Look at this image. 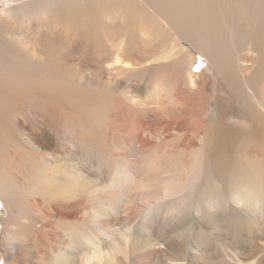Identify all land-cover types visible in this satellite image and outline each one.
<instances>
[{"label":"rangeland","instance_id":"1","mask_svg":"<svg viewBox=\"0 0 264 264\" xmlns=\"http://www.w3.org/2000/svg\"><path fill=\"white\" fill-rule=\"evenodd\" d=\"M127 1L129 0H6L0 2V49L3 50L0 56L3 59H8L9 54L15 55L16 58H19L20 72L39 79H43L41 70L48 69L51 74L57 73V67L53 62L59 61L60 57L54 58L51 54L44 55L37 51L31 53L20 45L23 46V42H26L25 35L37 36L43 22L50 17L47 15H51L55 11H64L66 14L65 11L71 9L82 14L89 15L91 13L99 19L108 17L106 19L108 21L123 19L124 23H128L125 24L128 29H131L130 27L138 28L142 24V28H148V38L150 37L152 42L150 44L154 47L157 46L160 53H163L164 50L165 52L169 51L170 47L177 42L179 43V45L177 43L178 47H183L184 53L181 55H171L172 57L169 59L153 60L144 66L146 69L143 71L136 70V66L129 62H119L120 67L131 69L132 72L129 74L111 72L112 74L106 73L100 78H95L94 71L92 73L88 71V66L93 69V64L89 60L86 61L82 70L76 69V54L69 58L74 63L67 65L68 74L60 70L68 90L69 105L80 103V108L93 109L91 113L87 111L84 114L85 136L92 134V141L97 144V141L101 139L109 138L113 141L116 137L123 135L119 138H123L121 147L126 151V153L122 151L115 156L109 155L111 152L108 147L107 155L103 161L98 159L97 155L90 160L78 155L75 159L65 157L63 162H60L63 170L66 167L75 170V167L79 166L85 170H88L90 166L93 167V170L95 169L89 176V178L95 176L92 181L84 183V186H92L93 190L100 193L97 201V222L84 224L85 252L96 247L102 249V254H105L103 264H264V185L263 183L255 184L256 181L249 183V179L246 180L247 175L240 169L239 163L234 168L230 165L238 156L237 153L241 152L239 150L235 152L238 145L235 147L234 144L242 139V135L238 131L232 132V128H244L247 124L239 117L243 108L231 102L226 78L220 76L218 66L215 64V62H220L218 59L221 54L223 56L226 54L225 57L233 59H237L239 56L243 59L244 64L242 81L244 78L247 80L254 76L258 81L257 84L255 81L251 84V89L259 91L258 84L264 77V37L253 43L246 40L247 46L241 45L239 41L237 43V39L246 35L245 32L251 31L253 35L256 32L259 34H261L260 31L263 32L264 20L260 12L264 11V8H261L264 7V0H132L131 2L139 1L138 3L146 15H143L140 22L141 12L128 11V7L125 6ZM85 6H88L89 9H86ZM209 6L210 8H208ZM171 7L178 12L187 7H193V10L191 9L190 12L180 17L184 21H191V28L192 23L194 24L193 30L196 38L194 42L196 44L193 43V45L202 46V42L205 39L208 40H205L207 47L203 46L205 51L197 50L190 43L189 34L184 35L183 30L171 31L167 28L164 19L159 17L158 13L165 12L167 18L175 19L173 12L168 10ZM115 10V14H118L117 17L113 13ZM193 11H195L194 14H192ZM211 12L214 14L212 15ZM237 12L240 13L234 17ZM126 14H130L132 17L129 15V18ZM210 17L213 18L214 25L222 20L219 30L215 26L209 29L201 28L200 25L204 21L212 22ZM232 18L239 20L240 26H235L234 22L230 21ZM240 19L242 20L240 21ZM226 25L231 27L230 30ZM174 31H177L175 33L177 42L174 39ZM252 34L249 37H252ZM178 36L182 40L178 39ZM208 37L211 39L209 40ZM211 45L217 46L218 49L219 46H222V53L215 50L216 48L208 49ZM257 51L261 52L260 56ZM45 56L49 62L40 60ZM188 73L190 78L197 76L198 73L202 74L197 83L199 89L193 88L187 78ZM177 84H179L178 88L183 91L180 105L170 107V100L166 97L162 100L164 104L162 109L158 107L156 110L153 109V112L157 114L153 118H150L146 112L131 107L129 104H133V101L127 100L128 96L137 100L155 92L175 93ZM253 85L256 87L254 88ZM99 110L106 112L112 121V124L103 129H98L101 126L98 122ZM222 110H225L226 114H221ZM127 112L130 113L129 116L126 115ZM191 114L192 118H189L187 115ZM192 122L200 123L202 127L200 128L198 124L195 132H192L190 129ZM120 123L135 126L128 132L126 140L125 133H115ZM209 126H211V132L215 127L218 128V131L219 129L223 131L222 135L219 134L218 137L234 138L231 141V145L233 144L230 149L231 155L225 159L228 164L230 163L231 169H227L229 166L224 160L217 159L214 164L221 163L222 170L220 169L221 177L215 178V182H211L206 176L204 167L200 166V174H196L195 177L194 172L198 168L192 164L188 169L182 168L178 162L171 163L166 154L169 148L185 142L186 138L184 137L187 135L189 138L192 137L197 144H201V138L205 133H208ZM165 135H170L167 143L164 142ZM139 137L157 145L154 147L155 150L161 148L163 151L158 160L162 169L158 175L159 185L166 178H172L179 181V186L184 188L180 193L165 196L161 192L156 196L157 200H142L136 190L129 193L131 187H128L129 184L122 180V174L128 173L131 177L130 180L134 182L135 169L132 161L151 160L152 156L135 150ZM159 145L161 146L158 147ZM250 148L255 147L250 146ZM212 150L214 153L212 155L219 153L217 147L213 146ZM241 150L240 157L250 152L248 151L250 150L249 146H244ZM262 154L264 155L263 149L260 150L257 157H263ZM226 155L227 151L224 149L223 156ZM189 157L192 158V149ZM221 158L223 159V157ZM149 162L151 161H145L143 164L146 165ZM119 166L120 168H118ZM111 167L115 168L114 172ZM165 170L167 173H164ZM118 180L120 184L116 185ZM113 187H116L117 190ZM222 187H225L226 191L219 193L217 189ZM108 191L113 194L103 200L102 195ZM240 192L245 195L243 200L236 198L237 193ZM161 196L163 198H160ZM85 204H88L87 201ZM128 207H132V210L127 211ZM6 211L0 198V216H5ZM90 234L93 237H89ZM55 242H53L54 245H61L59 240ZM0 264H6L1 244Z\"/></svg>","mask_w":264,"mask_h":264},{"label":"bare ground","instance_id":"2","mask_svg":"<svg viewBox=\"0 0 264 264\" xmlns=\"http://www.w3.org/2000/svg\"><path fill=\"white\" fill-rule=\"evenodd\" d=\"M5 1L0 0V2ZM131 1H127L125 6L128 7V11L141 12L140 22L143 19V15H145L143 8L138 3L139 1ZM162 6L165 5L163 4ZM85 7L89 9L88 6ZM185 9L178 12L172 7L168 8L175 15V19L167 18L165 12L163 14L159 12L158 15L164 19L163 21L168 26L167 28L171 31L179 29L185 32L184 35L189 34L190 43L193 45V43L196 44L194 42L196 40L195 31L193 30L194 24L192 23L191 28V21H184L180 17L190 12L191 9L193 10V7ZM61 12L55 11L53 14L47 15L50 17L43 22L37 36L25 35L26 42H23V46L22 44L20 45L31 53L37 51L44 55L51 54L54 58L60 57L62 60L59 58V61L53 62L57 67L56 74H51L48 69H44L40 71L43 79L35 78L20 72L19 58H16L15 55L9 54L8 59H3L0 56V198L7 210L5 216H0V244L4 249L6 264H103L105 254H102V249H97L95 246L96 248L85 252L83 242L85 238L84 224L96 223L98 219L97 201L100 193L93 190L92 186H84L85 182L92 181L95 177L91 176L89 178L90 173L95 169L93 170V167L91 168L90 166L88 170H85L79 166L75 167V170L70 167H66L63 170L60 162H63L65 157L75 159L78 155H82L88 160L97 155L98 159L103 161L107 155L108 147L111 152H108L110 153L109 155L115 156L118 153H122V151L126 153V151L121 147L123 138H119L123 135L116 137L113 141L109 138L107 140L101 139L97 141V144L92 141V134L85 136L86 123L84 114L87 111L91 113L93 109L80 108V103L69 105L68 90L66 89L63 74L60 72V70L65 73L69 72L67 65L74 63L69 58L76 54V69L81 70L87 60L91 61L93 69L88 66V71L91 73L94 71L95 78H100L104 74L111 72L118 74H129L132 72L131 69L120 67L118 65L119 62H129V64L136 66V70L143 71L146 69L144 66L153 60L169 59L172 56L184 53L183 47L177 46L178 42L175 38L177 31H174V39L177 43L172 45L169 51L165 52L164 50L163 53H160L157 46L154 47L150 44L151 40L149 39L150 37L148 38L149 34H147L148 28H142V24L138 28L132 29L130 27L131 29H128L127 25H125L128 23H124L123 19L108 21L106 20L108 17L99 19L95 18L91 13L87 15L71 9L65 11L66 14L64 11ZM115 12L116 10L113 11L114 15H116ZM239 13L237 12L234 17ZM260 13L264 20V11L261 10ZM129 15L127 16L129 17ZM130 17L132 16L130 15ZM110 18L109 20H112ZM210 20H212L211 23L208 20L204 21L203 24L201 23V28L209 29L215 26L219 30L221 27L219 24L222 25V20L218 22L215 20L217 22L216 25H214L213 18L210 17ZM230 21L234 22L235 26H240L239 20H233L232 18ZM227 22L229 23L228 20ZM245 33L247 34L242 36V38H236L237 43L239 41L243 46H247L246 40H250L253 43L264 37V30L263 32L260 31L261 34L256 32L253 35L251 31ZM251 34L252 37H249ZM208 38L209 40L211 39V37ZM178 39H181V37L178 36ZM205 40L202 42V46H193L203 52L205 51L203 46H206ZM213 42L215 43L214 39ZM211 48H216L215 50L222 53V46H219L218 49L217 46L211 45L208 49ZM257 52L258 56H260L261 52ZM2 53L3 50L0 55ZM225 55L221 54L218 59L220 62H215V64L218 66L220 76L226 78L229 96L232 99L231 102L243 108L242 110L239 108L241 110L239 117L247 124L244 128H232V132L238 131L242 135V139L234 144V146L238 145L237 149L235 148L236 146L234 147L236 149L235 152L237 150L241 152L237 153L238 156L235 160L233 159V164H229L234 168L239 163L240 169L245 171L246 180L249 179V183L250 181L252 183L256 181L255 184L263 183L264 185V155L262 154L263 157L260 156L261 158L257 157L260 154V150H264V77L261 83L259 82L258 84L260 86L259 91H253L251 84L254 81L257 84L258 80L251 76L249 79L246 80L244 78L242 81L244 77L242 74V68H244L243 59L237 56V59L234 58V60L231 57H225ZM40 60L49 62L46 56ZM106 68H109V71ZM201 77L202 74L199 73L197 76H191V78L190 74L187 76L194 89L200 88L197 83ZM184 79L186 80V78ZM178 86L179 84L176 85L177 92L175 93L155 92L153 93L154 95L139 96L140 98L137 100H133L132 96H128L127 100L133 101V104H129L131 107L144 111L150 118H153L157 115L153 112V109L156 110V107H163L162 100L166 97L170 100V107H178L180 105L183 91ZM145 89L147 90V88ZM119 102L121 103V100ZM101 103L103 104V102ZM224 111L222 110L220 113L226 114ZM188 112L190 113V110ZM126 115L129 116L130 113L127 112ZM193 115L196 116V114ZM187 116L192 118V114ZM98 122L101 124L98 129H103L105 126L112 124L108 114L101 110H99ZM198 124L201 128L202 125ZM198 124L192 122L190 128L192 132H195ZM133 127L135 126L120 123L115 133H125L126 140L128 132ZM210 128L211 126L208 128V133H205L201 138V144H197L188 135L183 136L186 138L185 142L169 148L166 154L169 156L171 163L178 162L182 168L188 169L191 164L198 168L194 172L195 177L196 174H200V166L204 167L206 176L211 182H215V178L221 177L220 169L222 170L220 167L221 163L214 164L217 159L224 160L226 165L229 166L227 169H231L225 159L231 155L230 149H232L233 145H231V141L234 138L218 137L219 134L222 135L223 131L220 129L218 131V128L216 129L215 127L214 131L211 132ZM169 137L170 135L164 136L165 143H167ZM213 146L217 147L218 154L212 155L214 154ZM244 146H249L250 150L248 151L250 152L245 154L246 157H240L242 155L241 149ZM250 146L255 148L251 149ZM154 147H157V145L139 137L135 150L143 154H151V160L132 161L135 169V174H133L135 176L134 182L130 180L131 177L128 173L122 174V180L129 184L128 187H131L129 193L131 194L136 190L142 200H157L156 196L161 192L165 196H170L180 193L184 189L179 186V181H175L172 178H166L159 185L158 175L162 172V169L158 160L161 158L163 151L161 148L155 150ZM191 149L192 158L189 157ZM224 149L227 151L226 156H223ZM145 161L151 162L145 165L143 164ZM111 168L114 172L115 168ZM164 173H167V170ZM119 182L118 180L116 185H119ZM114 189L117 190L116 187ZM217 190L222 193L226 191V188L222 187ZM112 194V192L108 191L102 195L103 200ZM244 197L245 195L241 192L236 195V198L242 200ZM160 198L163 197L161 196ZM86 201L87 205L85 204ZM239 202L241 203V201ZM126 210L130 211L132 207H128ZM89 237H93L92 234ZM58 240L61 245H54L53 242Z\"/></svg>","mask_w":264,"mask_h":264}]
</instances>
